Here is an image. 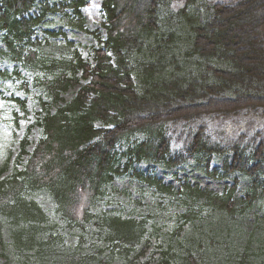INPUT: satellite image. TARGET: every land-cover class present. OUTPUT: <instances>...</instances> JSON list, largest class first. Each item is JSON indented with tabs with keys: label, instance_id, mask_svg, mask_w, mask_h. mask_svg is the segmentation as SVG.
<instances>
[{
	"label": "trees",
	"instance_id": "trees-1",
	"mask_svg": "<svg viewBox=\"0 0 264 264\" xmlns=\"http://www.w3.org/2000/svg\"><path fill=\"white\" fill-rule=\"evenodd\" d=\"M171 1L101 0L99 11L105 39L94 36L97 46L92 48L91 65L76 50L69 56L50 59L34 49L35 29L49 13L69 9L70 25L83 30L84 0L56 6L47 1L38 5L37 0H0V52L26 69L40 68L43 76L36 80L50 100L39 103L44 115L36 123L42 136L25 166L0 179V239L5 249L43 259L62 242L40 206L28 199L33 193L45 192L55 212L70 225L83 231L85 224L94 221L114 247L125 253L134 250L147 234L145 220L94 216L89 207L102 197L103 188L115 175L141 161L169 167L188 158L207 160L212 155L231 154L232 159L224 162L222 172L239 173L250 180L243 199L233 197L234 187L221 196L188 185L176 192L231 217L252 207L257 200V190L264 189L263 137L239 134L224 145L211 142L204 128L197 125L189 133L186 130L180 134L184 137L182 152L175 157L170 154L166 126L195 123L216 114H264V0L214 4L212 14L201 24L187 18L181 10L191 23L186 56L202 61L197 68L177 66L179 73L169 74L165 71L166 59L161 56L142 64L129 61V54L138 57L146 50V42L157 41L161 10ZM35 7L38 13L32 12ZM167 37L170 41L173 35ZM79 74L86 83L70 101L51 112L49 104L61 102V94L79 84ZM12 78L20 79V73L0 71V81ZM14 102L24 110L23 102ZM138 134L142 140L134 141ZM27 145L22 143L20 158ZM122 146L124 153H118ZM121 158L126 160L123 169L119 167ZM133 174L160 194L174 192L154 177L136 171ZM83 197L87 204L78 216L75 209ZM259 222L246 235L240 263L252 256L264 264V227H258ZM183 260V264H202L190 253ZM109 263L74 254L55 260V264Z\"/></svg>",
	"mask_w": 264,
	"mask_h": 264
},
{
	"label": "rangeland",
	"instance_id": "rangeland-1",
	"mask_svg": "<svg viewBox=\"0 0 264 264\" xmlns=\"http://www.w3.org/2000/svg\"><path fill=\"white\" fill-rule=\"evenodd\" d=\"M44 1L56 6L74 0H37V3L39 5ZM84 1L86 4L81 9L83 30L70 25L72 15L69 9L46 15L34 32L37 41L34 49L38 54L57 59L69 56L76 50L82 60L93 65L92 48L97 46L94 36L105 39V30L101 26L104 20L99 12L101 0ZM235 1L237 0H172L161 10V32L156 38L158 42L149 40L145 43L146 50L144 48L145 51L138 57L129 54V61L142 64L154 62L161 56L166 59L165 71L169 74L179 73L177 66L197 68L202 61L186 56L191 27L187 18L201 24L212 14L211 7L214 4ZM32 12L38 13V7ZM73 22L76 20L73 19ZM47 32L56 35L48 36ZM168 34L173 35L170 41ZM0 50H3L1 41ZM15 70L20 73V79L0 81V179L21 171L25 166L29 154L42 136L41 128L36 123L44 115L39 103H50L44 87L36 80L43 76L41 69H26L19 61L4 57L0 52V71L12 73ZM182 71L184 69L180 70ZM78 77L80 78V74ZM85 83L80 78L78 85L69 87L61 94V102L49 104L50 111L53 112L70 101ZM134 83L138 85L139 81L135 78ZM16 98L24 103V110H20L18 104L14 103L13 99ZM197 125L204 128L211 142L224 145L239 134H246L249 138L255 135L264 138V114L261 112H243L235 116L208 115L195 123L166 126L171 156L176 157L182 152L184 137H180V134L186 130L190 132ZM96 126L99 127V123ZM137 140H142L140 134L135 135L134 141ZM23 142L28 145L20 158ZM123 151L125 146L119 147L118 153H124ZM231 159V154L212 155L207 160L188 158L169 167L141 161L132 164L130 170L126 171L123 169L126 160L121 158L119 167L123 170L103 188L102 197L90 205L89 213L94 216L120 215L136 221H146L147 234L144 240L128 253L107 241L105 232L99 230L94 221L85 224L81 231L55 212L48 194L33 193L28 199L40 206L49 222L55 225L56 234L62 242L45 254L43 259H38L32 254H17L9 248L5 249L0 239V264H55L58 256L68 254L90 260L98 259L110 262L109 264H183L188 253L202 264H260V260L252 256L240 263L239 256L246 235L251 232L254 223L260 221L258 227H264L263 188L257 190V200L252 207L232 217L205 205L201 200L194 201L176 192L188 185L221 196L234 187L233 197L243 199L250 180L239 173L224 175L222 172L224 162H230ZM135 171L154 177L165 186L172 187L174 192L169 195L160 194L154 188L139 182L133 174ZM86 204L87 199L83 197L75 209L78 216ZM6 241L8 240L5 238Z\"/></svg>",
	"mask_w": 264,
	"mask_h": 264
}]
</instances>
